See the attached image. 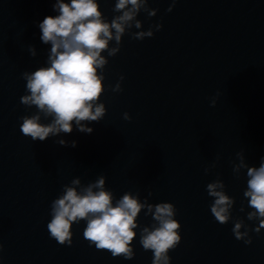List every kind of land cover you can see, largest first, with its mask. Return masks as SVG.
<instances>
[{"label": "water", "instance_id": "obj_1", "mask_svg": "<svg viewBox=\"0 0 264 264\" xmlns=\"http://www.w3.org/2000/svg\"><path fill=\"white\" fill-rule=\"evenodd\" d=\"M98 2L109 22L120 14L116 0ZM54 3L0 0V264H152V251L140 244L141 229L156 223L146 208L132 259L90 244L85 221L73 224L71 246L50 237L51 203L64 185L79 178V190L101 175L114 203L130 192L175 206L181 242L169 251L170 264H264V228L256 233L259 221L247 220L246 169L233 172L237 153L250 167L264 158V0H177L171 12V0L151 2L156 16L141 11L143 28L130 31L163 27L144 40L126 33L115 56L102 53L106 114L87 125L93 132L74 125L70 134L33 141L20 130L21 117L37 112L21 103L29 94L23 73L49 66L38 25L59 14ZM117 83L122 91L114 92ZM216 179L235 200L223 225L206 190ZM236 219L248 226L251 244L234 237Z\"/></svg>", "mask_w": 264, "mask_h": 264}, {"label": "clouds", "instance_id": "obj_2", "mask_svg": "<svg viewBox=\"0 0 264 264\" xmlns=\"http://www.w3.org/2000/svg\"><path fill=\"white\" fill-rule=\"evenodd\" d=\"M151 2L155 0H116L113 11L120 14L109 22L100 10L98 0H55L54 11L59 14L46 16L38 25L41 41L50 45L49 66L23 73L29 94L21 97V103L37 109L35 114L21 117L20 130L24 136L33 141H44L60 133H72L74 125L80 132H93L87 125L99 122L106 114L105 105L99 102L105 89L104 76L98 70H103L108 64L102 53L115 56L126 33L132 39L144 40L151 38L154 30L159 31L163 27L157 23L146 31H130L143 28V22L137 19L141 11L149 17L156 16L158 9L150 8ZM176 2L171 0L167 11L171 12ZM112 41L115 42L114 47H110ZM29 51L32 56L36 55L34 47L30 46ZM123 79L121 76L120 80ZM112 90L122 91L120 83ZM212 105L215 106V100ZM42 117L46 120L51 118L50 122L43 123ZM124 119L131 120L127 112ZM57 143L68 145L63 139ZM71 146L75 147L76 141H72ZM237 157L239 163L234 164L233 172L238 175L246 169L247 188L243 195L252 209L247 212V220L259 221L258 226L252 229L259 233L264 228V158L259 167H250L243 152L237 153ZM105 181L106 177L101 175L79 190V178L73 179L71 186L64 185L62 194L51 203V219L47 224L50 237L60 245L71 246L73 224L85 221L83 236L90 244L98 250L109 251L113 257L132 259L135 255L132 242L137 235L134 230L139 227L138 214L146 208L145 214H151L156 223L141 229L140 244L144 250L152 251V264H170L168 253L181 242V225L175 219V206L168 202L153 205L147 202V198L141 202L138 194L130 192L114 203V194L106 189ZM206 190L214 198L210 205L211 214L219 224H227L232 220L234 198L225 192V184L220 179L208 183ZM240 211H244L243 206ZM233 223L234 237L251 244L244 220L236 219Z\"/></svg>", "mask_w": 264, "mask_h": 264}]
</instances>
